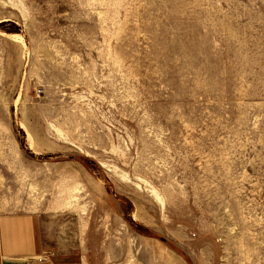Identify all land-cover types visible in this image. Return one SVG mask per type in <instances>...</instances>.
Instances as JSON below:
<instances>
[{
  "label": "rangeland",
  "instance_id": "374dc122",
  "mask_svg": "<svg viewBox=\"0 0 264 264\" xmlns=\"http://www.w3.org/2000/svg\"><path fill=\"white\" fill-rule=\"evenodd\" d=\"M14 142L85 264H264V0H0Z\"/></svg>",
  "mask_w": 264,
  "mask_h": 264
},
{
  "label": "crops",
  "instance_id": "0c3cea01",
  "mask_svg": "<svg viewBox=\"0 0 264 264\" xmlns=\"http://www.w3.org/2000/svg\"><path fill=\"white\" fill-rule=\"evenodd\" d=\"M3 58L0 50V105L10 103L4 82L11 70ZM11 119L0 111V264H85L81 253L64 250L48 204L30 191L36 162L14 142Z\"/></svg>",
  "mask_w": 264,
  "mask_h": 264
}]
</instances>
